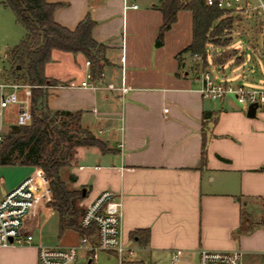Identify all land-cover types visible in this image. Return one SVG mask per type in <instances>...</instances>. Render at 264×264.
Wrapping results in <instances>:
<instances>
[{
  "label": "crops",
  "instance_id": "0c3cea01",
  "mask_svg": "<svg viewBox=\"0 0 264 264\" xmlns=\"http://www.w3.org/2000/svg\"><path fill=\"white\" fill-rule=\"evenodd\" d=\"M47 1L59 4L54 19L70 30L89 17L93 38L105 47L101 76L92 78L80 53L54 50L45 67L48 78L66 85L48 90L49 108L81 112L82 127L104 144V150L79 147L69 170L75 177L69 186L83 190L82 205L113 191L122 202L121 238L140 263L139 252L172 262L181 250L178 264H184L190 255L198 260L202 248L240 250L225 233L257 219V207L264 209V107L251 118L231 96L202 97L192 55L182 53L192 42V13L179 11L156 45L165 0ZM215 62L220 78L227 63ZM88 73L95 84L120 87L124 79L129 91L69 86L88 80ZM34 172L31 166H0V198ZM23 231L51 247L75 245L81 236L74 229L60 233L58 214L45 202L27 217ZM256 234L264 258V230ZM100 256L115 261L114 253ZM79 257L82 264L85 252ZM0 264H37V249L2 248Z\"/></svg>",
  "mask_w": 264,
  "mask_h": 264
},
{
  "label": "trees",
  "instance_id": "16d2710c",
  "mask_svg": "<svg viewBox=\"0 0 264 264\" xmlns=\"http://www.w3.org/2000/svg\"><path fill=\"white\" fill-rule=\"evenodd\" d=\"M2 4L14 12L16 20L26 30L25 37L9 54L10 60L14 61L9 71L11 79L3 80L37 86L59 84L45 75V67L51 61L54 50L84 55L90 62L92 78L101 76L105 47L93 38L95 22L89 17L76 29L70 30L54 19V12L59 6L57 3L47 0H3ZM160 10L163 24L156 45L163 43L164 34L176 22L178 12L188 10L193 18L192 42L182 53L199 54L204 67L208 65L207 45L226 46L229 39L221 42L219 37L223 30L231 28L234 20H237L233 16L222 18L224 12L216 6L206 5L204 0H165L160 4ZM224 53L216 58L220 65L227 61V58H223ZM243 61V56H240L237 63ZM48 95L44 87L33 88L31 122L5 128L4 140L0 145V166L21 165L42 169L50 180L52 206L58 214L60 233L74 229L81 235L91 236L93 230H85L80 224L85 211L82 205L83 190L69 186L75 181L69 170L79 147L97 146L104 150V144L82 127L81 112L50 109Z\"/></svg>",
  "mask_w": 264,
  "mask_h": 264
},
{
  "label": "built area",
  "instance_id": "2783aa9c",
  "mask_svg": "<svg viewBox=\"0 0 264 264\" xmlns=\"http://www.w3.org/2000/svg\"><path fill=\"white\" fill-rule=\"evenodd\" d=\"M185 1V0H182ZM208 6H216L225 14H231L239 19L251 17L260 18V33L264 43V0H204ZM137 8V6H133ZM213 51L209 54L207 63L215 64L217 56ZM193 80L201 84L200 93L203 98L211 101H222L226 97H233L246 107L258 105L264 107V86L246 87L235 84L218 77L209 68L203 67V60L199 54L192 55ZM90 65V62H87ZM0 69V73H1ZM88 80L80 85L69 84L71 87L90 89L119 90L122 93L129 91L123 79L122 85L95 84ZM63 84L37 86L27 82L0 80V145L4 140L6 128L5 110L14 107L17 111L16 125H27L32 120L31 99L32 89L44 87L47 90L61 88ZM47 178L41 171H35L32 175L21 181L16 187L9 190L0 198V249L14 246H35L37 249V264H78L80 252H85L82 264H99L101 252L114 253L116 264H142L134 259V250L126 246L120 234V222L122 202L118 196L110 190L102 192L87 207L81 218V227L85 230H93L94 234L81 235L75 245L46 246L36 243L32 234L24 233L23 227L27 217L38 207L41 202L50 200V192L47 189ZM182 251L177 250L172 256V262L179 263ZM198 264H245L243 253L240 250H209L202 248L198 253ZM256 264H264V258Z\"/></svg>",
  "mask_w": 264,
  "mask_h": 264
},
{
  "label": "rangeland",
  "instance_id": "374dc122",
  "mask_svg": "<svg viewBox=\"0 0 264 264\" xmlns=\"http://www.w3.org/2000/svg\"><path fill=\"white\" fill-rule=\"evenodd\" d=\"M143 1L145 0H139L140 5ZM232 16L231 14L224 13L222 18L225 19ZM25 35L26 30L16 20L14 12L9 7H4L0 3V69L2 71L0 75H3L2 79H11L9 71L14 61L10 60L9 54L22 41ZM219 38L221 42L226 38L229 39L228 44L224 47L215 46L214 44L207 45L208 60H210L209 54L212 51L214 55L217 53H221L222 55L224 51L226 52L223 58H227L225 62L227 64L219 68L218 72L221 77L218 80L227 79L235 84H241L246 87L264 86V43L260 33V18L255 16L249 19L234 20L232 27L223 30ZM240 56H243L244 61L238 64L237 60H239ZM209 69L212 73H216L212 64H210ZM16 119V109L14 107L7 108L5 110L6 122H13ZM34 170L43 172L39 167H34ZM47 180L46 187L50 192V200L46 204L52 205V188L50 180ZM256 216L257 219H252L251 217L248 218L250 219L249 221L244 219L238 228L225 233V238L232 241L242 251L245 264H256L259 260L263 259L259 250L261 246L259 241H257L258 235H254V233L258 230H264V209L257 207ZM138 255L143 260V264H175L168 259L158 260L163 258L162 254L151 257L149 254L139 252ZM103 257L100 256L99 264H116L114 260L108 262ZM184 264H198L197 257L193 255L188 256Z\"/></svg>",
  "mask_w": 264,
  "mask_h": 264
},
{
  "label": "water",
  "instance_id": "95a60500",
  "mask_svg": "<svg viewBox=\"0 0 264 264\" xmlns=\"http://www.w3.org/2000/svg\"><path fill=\"white\" fill-rule=\"evenodd\" d=\"M257 109H258V105L255 104V105H250L247 109V115L251 118H254L256 116V112H257Z\"/></svg>",
  "mask_w": 264,
  "mask_h": 264
}]
</instances>
